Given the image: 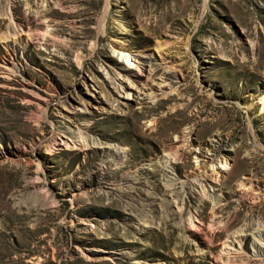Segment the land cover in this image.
Listing matches in <instances>:
<instances>
[{
	"label": "rangeland",
	"instance_id": "1",
	"mask_svg": "<svg viewBox=\"0 0 264 264\" xmlns=\"http://www.w3.org/2000/svg\"><path fill=\"white\" fill-rule=\"evenodd\" d=\"M9 1L0 264H264V0Z\"/></svg>",
	"mask_w": 264,
	"mask_h": 264
},
{
	"label": "bare ground",
	"instance_id": "2",
	"mask_svg": "<svg viewBox=\"0 0 264 264\" xmlns=\"http://www.w3.org/2000/svg\"><path fill=\"white\" fill-rule=\"evenodd\" d=\"M10 1L9 0H7V2H6V5H5V9H4V14H5V16H7L8 18H9V23H8V25L11 27V25H13L14 27L16 26L15 25V23H14V21H13V18L11 17V8H10ZM13 26H12V28H13ZM15 33V32H14ZM257 102L258 103H260V113H263L264 112V93L260 96V97H258L257 99ZM245 106L247 107V109L248 110H250L251 109V104H245ZM166 154L167 155H165V162H168L169 161V163H172V159H177L178 158V154H177V152H176V149H173L172 151L170 150V151H167L166 152ZM170 156V157H167V156ZM197 164V163H196ZM210 168L213 170V173L214 174H218V166L214 163H211L210 164ZM223 168H227V164L225 163V165L223 166ZM220 169V168H219ZM188 177V176H187ZM192 180H195L197 183H198V181L201 179L200 178V175H198V173H196V174H194V175H191V177H190ZM215 176H214V181H215ZM213 179V178H212ZM202 180V179H201ZM187 181H188V179H187ZM202 182V181H201ZM200 182V183H201ZM199 184V183H198ZM241 184V183H240ZM200 185V184H199ZM203 186V185H202ZM210 187H211V190H213V185H211L210 184ZM204 188V187H203ZM204 190V189H203ZM262 204V203H261ZM243 229L242 228H240V230H238L239 232L240 231H242ZM256 239L258 240H260V236L262 235V230L261 229H259V227H258V229L256 230ZM255 237V236H254ZM255 239V238H254ZM238 241H240L239 239H238ZM259 242H261V240L259 241ZM225 243V247H226V245H228V244H226L227 242H224ZM257 243V242H256ZM258 244V243H257Z\"/></svg>",
	"mask_w": 264,
	"mask_h": 264
}]
</instances>
